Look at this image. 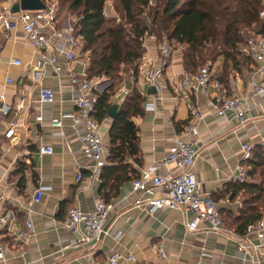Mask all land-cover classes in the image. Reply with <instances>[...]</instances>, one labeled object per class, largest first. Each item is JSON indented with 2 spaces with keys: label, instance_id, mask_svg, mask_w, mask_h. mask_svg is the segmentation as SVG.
<instances>
[{
  "label": "crops",
  "instance_id": "0c3cea01",
  "mask_svg": "<svg viewBox=\"0 0 264 264\" xmlns=\"http://www.w3.org/2000/svg\"><path fill=\"white\" fill-rule=\"evenodd\" d=\"M59 20L60 16L54 28L46 29L50 34L54 30L59 32L53 35L51 51L34 50L27 43L20 23L11 30L0 25V95L12 107L8 115L0 113V264H109L108 259L114 253L123 257L119 264H251L248 254L239 249L235 235L253 245L251 252L262 257L264 264V246L255 234L240 235L226 225L221 232L204 228L189 231L186 221L193 219L192 212L160 209L150 213L136 204L132 180L124 182L119 195L111 199L113 208L101 237L89 244H75V235L64 225L69 209L92 211L102 193L101 179L94 178L90 169H83L81 182L76 180L78 166L90 164L79 151L84 125L66 120L63 135L51 125L62 110H75L72 99L79 94V87L71 81L69 71L86 76L87 69L78 54L79 43L84 40H76L68 30L69 23L61 26ZM172 44L173 58L164 72L165 88L156 102V110L145 107L153 101L155 89L132 75L126 77L112 99L119 108L134 88L145 97L144 114L133 117L139 130L140 152L127 163L138 176L143 168L166 157L174 139L184 135L194 108L203 119L198 134L191 137L199 153L192 171L200 182L201 192L215 197L220 210L237 216L243 199L218 196L235 180L243 155L241 145L264 142V95L252 94L257 64L252 62L250 68L242 70L231 69L223 84L227 95L247 97L249 111L241 122L231 115L217 114L212 89L205 93L187 86L182 47L176 42ZM145 45L144 55L157 59L156 38H145ZM69 50L77 54L75 60H68ZM53 55L58 57L55 65L49 61ZM15 59L22 64L12 63ZM223 61L220 57L210 67L215 80H220ZM110 83L106 78L97 80L95 90L102 92ZM43 85L54 89L55 102L40 101L39 88ZM39 115L43 117L40 121ZM112 122L108 117L101 123L108 150ZM12 125L16 127L15 136L7 139L5 132ZM43 145L53 146L54 153L41 154ZM170 168L162 165L159 173L166 174ZM41 186L46 188L45 193L36 202L35 193ZM28 220L34 223L32 232ZM160 245L165 252L163 260L158 255ZM130 254L134 260L127 259Z\"/></svg>",
  "mask_w": 264,
  "mask_h": 264
},
{
  "label": "trees",
  "instance_id": "16d2710c",
  "mask_svg": "<svg viewBox=\"0 0 264 264\" xmlns=\"http://www.w3.org/2000/svg\"><path fill=\"white\" fill-rule=\"evenodd\" d=\"M60 1L77 13L72 34L76 40H84L79 53L87 64V78L93 83L103 78L111 81L104 91L95 90L98 101L94 117L100 123L110 117L112 99L126 77L138 78L140 61L147 51L146 36H155L158 43L167 40L180 45L184 68L193 74L223 57L219 79L226 84L231 69L250 68L254 62L243 51L248 37L264 34V0H158L156 6L150 5L151 0H117L120 21L103 16L107 0ZM144 102L145 97L134 88L112 119L110 165L100 177L101 198L107 203L119 195L124 182L139 176L127 161L140 152L133 117L144 114ZM242 164L246 179L232 180L218 198L243 199L239 215L226 209L219 212L224 225L245 235L249 226L264 217V145H256Z\"/></svg>",
  "mask_w": 264,
  "mask_h": 264
},
{
  "label": "built area",
  "instance_id": "2783aa9c",
  "mask_svg": "<svg viewBox=\"0 0 264 264\" xmlns=\"http://www.w3.org/2000/svg\"><path fill=\"white\" fill-rule=\"evenodd\" d=\"M19 0H3L0 2V25L5 29L11 30L17 23L22 25V31L27 43L36 51H51L53 48V34L46 29L54 28L57 22L58 8L54 2H45L46 7L42 10H21L18 13L12 11L13 5ZM103 16L107 19L115 18L120 21V16L111 12L106 7ZM264 17V9L261 11ZM70 33L74 29L68 27ZM59 33V32H58ZM62 34H60L61 36ZM147 37H154L148 35ZM72 40V39H71ZM243 51L248 54L254 62L257 63L253 71V76L257 80L253 82V96L264 95V78L258 76L264 75V34H252L248 37ZM158 58L153 60L144 55L140 61L138 78L148 83L155 89L153 101L146 103L147 110H156V102L161 98L164 88V72L169 67L173 58V45L167 40L159 43ZM77 54L73 50L67 52L69 61L75 60ZM52 65L58 61L56 55L49 59ZM12 63L21 65L22 61L15 59ZM187 75L186 84L194 90H202L209 93L212 89L214 96V106L217 114L220 116L231 115L241 122L246 120L249 107L247 106V97L240 94L228 96L225 87L220 80H215L211 73L209 65L199 69L196 73H190L185 70ZM69 77L71 81L79 87V94L72 99L75 110H62L58 117L52 119L51 125L58 129L59 134H64L63 127L66 120H70L73 125L83 124L84 133L79 136V151L90 161L89 165H79L77 173V182L83 180V169L88 168L94 178L100 179L105 167L109 165V150L107 149L102 135L101 123L94 117L96 111L98 96L95 94V85L86 76H82L76 71L70 70ZM12 81V79H9ZM39 99L43 103H53L57 100L56 93L49 86L39 88ZM12 107L3 95H0V113L8 115ZM193 116L186 126L184 135H179L174 139L168 155L161 161H156L152 165L143 168L137 178L132 180L133 192L137 194L136 204L145 207L150 213H155L160 209H181L190 211L194 217L186 221V227L189 231H197L204 228L208 231H225V226L219 212L216 200L211 195H204L201 192L200 182L198 181L192 167L199 155L195 147L192 136L197 135L199 124L203 119L202 114L192 108ZM42 115L37 116V120H42ZM15 126L12 125L5 132L7 139L15 136ZM264 145V142L260 143ZM256 145L243 143L241 162L237 165L235 179L243 181L247 173L242 162L251 157L252 150ZM41 154H53L54 147L43 145L40 147ZM170 165L171 168L166 174L159 173L160 167ZM45 187L41 186L36 190L35 201L39 202L44 193ZM113 208V204L107 203L103 198L97 200L94 210L83 211L73 207L69 209L64 225L75 235L76 245L89 244L101 237L105 230V223ZM0 221L2 218L0 217ZM29 230H34V223L28 220ZM247 233L255 234L261 240V246H264V217L257 223L249 226ZM239 242V249L248 254L251 264H262V257H256L251 252L252 246L249 242L242 240V236L235 235ZM255 247V246H254ZM257 247V246H256ZM264 254V253H263ZM159 259L165 258V252L160 245L158 248ZM120 253H114L108 259L109 264H119L122 259ZM128 260H134L130 254Z\"/></svg>",
  "mask_w": 264,
  "mask_h": 264
},
{
  "label": "rangeland",
  "instance_id": "374dc122",
  "mask_svg": "<svg viewBox=\"0 0 264 264\" xmlns=\"http://www.w3.org/2000/svg\"><path fill=\"white\" fill-rule=\"evenodd\" d=\"M47 2H54L56 3L57 5V8H58V14L60 16V22H59V25L61 26H65L66 24L69 23V25L71 26L72 29H74V25H75V22L77 20V13L76 12H73V11H70L67 7L66 4H64L62 1L60 0H47ZM158 3V0H151L150 1V5L152 6H156ZM107 8L108 10L111 12L112 15H119L120 16V13L119 11H117V0H107ZM57 14V15H58ZM74 31V30H73ZM72 34V33H71ZM73 35V34H72ZM74 37V36H73ZM83 43L80 42L79 43V46H81ZM172 44V43H171ZM173 45V44H172ZM80 51V49L78 50ZM78 54H80L78 52ZM208 65V64H207Z\"/></svg>",
  "mask_w": 264,
  "mask_h": 264
},
{
  "label": "water",
  "instance_id": "95a60500",
  "mask_svg": "<svg viewBox=\"0 0 264 264\" xmlns=\"http://www.w3.org/2000/svg\"><path fill=\"white\" fill-rule=\"evenodd\" d=\"M45 7L46 3L43 0H19L13 5L12 11L18 13L21 10H42L45 9ZM117 110L118 106L113 105L110 111V117L112 119L115 118Z\"/></svg>",
  "mask_w": 264,
  "mask_h": 264
}]
</instances>
